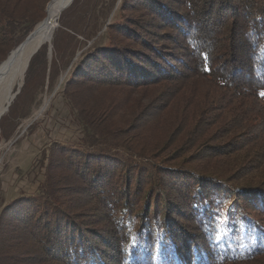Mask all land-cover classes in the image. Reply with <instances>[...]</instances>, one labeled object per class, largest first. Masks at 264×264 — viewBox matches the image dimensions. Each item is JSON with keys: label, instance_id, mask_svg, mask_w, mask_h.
Masks as SVG:
<instances>
[{"label": "trees", "instance_id": "16d2710c", "mask_svg": "<svg viewBox=\"0 0 264 264\" xmlns=\"http://www.w3.org/2000/svg\"><path fill=\"white\" fill-rule=\"evenodd\" d=\"M51 1L0 0V65ZM214 1L121 0L63 86L75 144L0 212V264H264V0ZM75 35L31 58L3 134Z\"/></svg>", "mask_w": 264, "mask_h": 264}, {"label": "rangeland", "instance_id": "374dc122", "mask_svg": "<svg viewBox=\"0 0 264 264\" xmlns=\"http://www.w3.org/2000/svg\"><path fill=\"white\" fill-rule=\"evenodd\" d=\"M120 2L121 0H77L74 9L68 10L71 4L57 20L52 37L46 45L48 61L52 57V39L57 33H75V50L71 54L69 49L64 60L59 61L62 68L60 67V73L53 83L48 79L49 71L38 88L39 81L36 80V90L34 88L32 91V97L24 96L18 115L11 125H6L4 134L0 131V212L22 194L32 195L36 192L46 169L44 154H48L54 143L69 146L75 144L72 114L63 101V86L70 78L74 64L83 54L105 43L106 27L117 18ZM220 2L222 0H215L213 3L225 8ZM23 82L19 88L20 93Z\"/></svg>", "mask_w": 264, "mask_h": 264}, {"label": "bare ground", "instance_id": "6f19581e", "mask_svg": "<svg viewBox=\"0 0 264 264\" xmlns=\"http://www.w3.org/2000/svg\"><path fill=\"white\" fill-rule=\"evenodd\" d=\"M74 0H53L47 8V17L38 24L23 45L12 51L0 65V119L21 87L31 56L43 45L48 44L63 10ZM24 83V82H23Z\"/></svg>", "mask_w": 264, "mask_h": 264}, {"label": "water", "instance_id": "95a60500", "mask_svg": "<svg viewBox=\"0 0 264 264\" xmlns=\"http://www.w3.org/2000/svg\"><path fill=\"white\" fill-rule=\"evenodd\" d=\"M53 1V0H52ZM51 1V2H52ZM50 2V3H51ZM48 6H49V4H48ZM48 6H47V8H48ZM44 21V20H43ZM34 31V30H33ZM33 32H31L28 36H27V38H29L30 37V35L32 34ZM26 38V39H27ZM26 39L21 43V45H23L24 44V42L26 41ZM40 49V48H39ZM39 49H37L35 52H34V54L31 56V58L39 51ZM31 60V59H30ZM30 62V61H29ZM29 65V64H28ZM27 68H28V66H27ZM26 71H27V69H26ZM20 93V90L18 89L16 92H15V94H14V96H13V99H12V101L10 102V104L8 105V107H7V109H6V112L5 113H7L8 112V109H9V107H10V105H11V103L13 102V100L15 99V97L18 95Z\"/></svg>", "mask_w": 264, "mask_h": 264}, {"label": "snow or ice", "instance_id": "6c2138e0", "mask_svg": "<svg viewBox=\"0 0 264 264\" xmlns=\"http://www.w3.org/2000/svg\"><path fill=\"white\" fill-rule=\"evenodd\" d=\"M260 95H261V96H264V92H261Z\"/></svg>", "mask_w": 264, "mask_h": 264}]
</instances>
